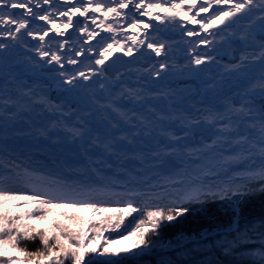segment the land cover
<instances>
[{"label":"bare ground","instance_id":"bare-ground-1","mask_svg":"<svg viewBox=\"0 0 264 264\" xmlns=\"http://www.w3.org/2000/svg\"><path fill=\"white\" fill-rule=\"evenodd\" d=\"M148 2L161 3L162 8L170 7L163 0H145ZM200 2L197 0V5ZM77 3L78 0H50L49 4H44L40 0L41 7L36 8L33 0L30 5L33 11L42 15L46 11L51 13L49 19L64 35H58L51 23L39 19L32 22L31 17L25 18L30 21L28 28L37 29L35 38L21 35L24 29L15 34L18 39L0 35V43L9 46L0 50V166L11 164L15 167L18 164L21 171L29 168L69 177L59 167H33L25 159L8 157L11 152L24 153L26 147H36L53 154L56 161L73 157L74 165L80 169L87 167L95 174L96 180L106 175L118 183H125L128 181L125 174L134 170H139L146 178L156 177L164 181L175 169L186 170L193 165L212 174L217 165L224 164L238 147L249 149L255 146L253 156L259 158L260 143L264 140V90L257 85L264 69L251 55L253 52L258 54L261 43H264L258 10L251 20L238 13L235 18L226 19L224 24H213L207 31L199 24L185 20L183 15L169 23L163 19L166 14L159 8L149 11L153 17L160 15L162 20L138 16L150 26L145 28L142 23L137 31L127 27L124 17L113 19L111 14L104 17L102 12H89L82 16L80 28L86 23L87 31H95L98 35L88 39L87 31L64 28L68 18L58 15L59 10ZM187 7L185 5V9ZM219 7L227 9L229 5ZM213 10L201 13L200 17H207ZM11 11L23 13L26 9ZM122 11L130 13L132 9ZM195 11L193 9L189 15ZM78 16L80 13L76 12L72 20ZM93 16L99 17L96 24L91 23L90 17ZM101 20L105 26L112 24L116 31L108 32L98 27ZM14 27L0 24V29ZM185 29L195 30L199 36H188ZM44 31L51 32L55 38L45 37L41 42L39 34ZM110 37L119 41L123 50ZM132 37L136 38V43L132 42ZM143 38L144 45L140 43ZM201 38L211 43L198 44ZM65 40L68 43L57 52L61 55L63 68L55 61L48 63L50 56L41 58L36 51L41 43L44 44L41 50L50 47L51 51H57L56 42ZM150 42L157 47L164 45L160 55L147 48ZM108 43L113 45L108 56H118L132 48V52L139 51L143 57L127 55L123 69L111 75H100L103 65H95L94 58H98L97 47H106ZM80 48L84 52L75 55ZM89 48H92L91 52ZM197 53L204 57L201 65L193 62ZM65 56L77 63L69 64ZM242 56L247 59L241 61ZM161 63L166 67L161 69ZM46 66L51 71L42 72ZM90 69H94L95 74ZM77 70L84 71L89 79L84 80ZM156 72L160 75L156 76ZM73 75L76 80L67 83ZM110 81L115 82V88L110 86ZM100 83L105 84L104 89L100 88ZM53 88L57 100L50 96L49 90ZM128 88L145 97L139 101L120 99L116 103L115 106L132 117L130 121L122 120L108 107L119 92ZM65 89L74 91L69 93ZM62 112L68 115L62 116ZM209 112L223 117V120L209 123L206 120ZM229 118L233 131L221 132ZM53 123L56 128L51 127ZM113 124L117 126L113 127ZM45 129L50 130L41 135ZM68 129H80L81 135L74 136ZM168 133L179 140L171 139L166 135ZM237 140H243V143L238 146ZM112 141H115L113 149L105 151L103 145ZM166 144L175 147L171 155L165 154L169 151ZM78 178L77 175L73 179Z\"/></svg>","mask_w":264,"mask_h":264},{"label":"snow or ice","instance_id":"snow-or-ice-1","mask_svg":"<svg viewBox=\"0 0 264 264\" xmlns=\"http://www.w3.org/2000/svg\"><path fill=\"white\" fill-rule=\"evenodd\" d=\"M93 2L94 0H86V2L85 0H78L76 5L59 10V16L68 18L63 27L68 28L73 24L72 16L76 12H79L81 16L89 12H102L104 17H108L110 14L113 19L124 17L127 20V27L137 31L142 23L145 28L150 26L148 23L139 20L138 16L151 17L157 21L162 20L160 15L153 17L149 11V9L159 8L162 13L166 14L163 19L168 20L169 23L183 15L185 20L190 21L192 24H199L202 30L207 31L213 24L217 22L224 24L226 19L235 18L238 13L251 20L252 17L256 16L258 10L260 13L258 19L261 22L260 31L264 34V0H258V2L257 0H201L199 5H197V0H179V2L163 0L164 3L170 4L168 8H162L161 3H145V0H95L94 7ZM43 3L49 4L50 0H43ZM32 4L33 0H0V24L15 26L14 29H0V35L18 39L15 34L21 33V29H24L21 35L35 38V35L38 34L37 29L35 27L28 28L30 21L25 17H31L32 22L37 19L47 21L52 24V28L56 29L58 35H64L59 31L56 23L49 19L51 13L46 11L42 15L40 12L33 11L30 7ZM185 5H188L187 9H185ZM220 5H229V7L225 9L219 7ZM214 6L217 7L214 8ZM34 7H41L40 0H35ZM15 8H24L26 12L16 13L11 11ZM129 8L132 9L130 13L122 11ZM193 9H196L195 13L189 15L193 12ZM209 9H214L210 15L200 17L201 13H209ZM197 17H200V19H197ZM90 19L92 24H96L99 17L93 16ZM97 26L108 32L116 31L112 24L105 26L103 20ZM87 29L88 25L85 23L84 27L79 28L78 31L85 32ZM185 32L188 36H199V32L195 30L185 29ZM96 35L98 33L95 31H87L88 39H92ZM46 36H48V32L44 31L43 34H39V40L43 42ZM110 39H113L123 50V45L119 41H115L114 37H110ZM131 39L133 43H136L135 37ZM241 39L244 40L246 37H241ZM56 43L58 45L57 51H51L50 47L47 50H41L44 48L43 43L39 45L36 51L41 58L50 56L48 63L55 61L63 68L61 55H58L57 52L63 49L68 41L65 40L63 43L57 41ZM140 43L143 44L144 41L141 40ZM208 43H211V41L203 38L198 41V44ZM8 47V45L0 43V50ZM112 48L111 43H108L106 47H97L98 58H94L95 65H104L108 55H111L110 50ZM147 48L152 49L158 56L164 45L160 44L157 47L150 42L147 44ZM88 51L91 52L92 48H89ZM82 52H84V49L80 48L75 52V55L78 56ZM106 53L107 55H105ZM131 53L132 48H128L125 54L130 55ZM251 55L254 59L260 61L261 68L264 69V43H261L258 54L253 52ZM64 58L69 64L77 63L75 59L68 56ZM245 59H247L246 56L241 57V61ZM193 62L196 65H201L204 63V57L197 53ZM239 66L236 65L235 67ZM159 67L163 69L166 64L161 63ZM90 70L95 74L94 69ZM77 73L84 80L89 79L84 71L77 70ZM103 74L102 70L100 75ZM60 75L63 76L64 73L61 72ZM155 75L159 76L160 73L156 72ZM118 79L119 77H117ZM75 80L76 75H73L67 80V83L72 84ZM109 84L112 88L116 86L114 81H110ZM257 86L264 90V75L260 77ZM100 88L104 89L105 84L100 83ZM65 91L71 93L74 89H65ZM120 99L139 101L145 99V97L141 96L138 91L128 88L119 92L114 97L113 103L108 105L113 112L120 115L122 120L130 121L132 117L127 116V113L122 112L119 107L115 106ZM4 103L9 102L4 101ZM61 115L68 114L62 112ZM134 115L135 112H133ZM218 119L223 120V117L211 112L206 117V120L213 124ZM230 121L231 118H229V123L221 129V132L231 133L233 131ZM80 122L83 123V121ZM56 126V123H53L51 127L56 128ZM116 126V124H113V127ZM49 130L45 129L41 135H45ZM68 131H71L74 136L81 135L80 129H68ZM262 131H264V126H262ZM166 135L173 140H179L178 137L172 136L170 133ZM236 143L239 146L243 143V140H237ZM114 144L115 141H112L104 144L103 148L105 151H111ZM165 148L169 149L165 152L166 155H171L175 151V147L172 145L166 144ZM253 148L239 149L238 147L228 157L225 164L239 165L245 160H251L252 164L255 165ZM259 153V166L249 169L247 175L249 179L264 181V140L260 143ZM79 176L84 178L73 179L29 168H24L21 171L18 164L15 167L11 164L0 166V264H23L25 260L27 264H91V262L85 260L86 255L89 253L103 256L105 254L118 255L121 251H128L129 249H114L111 247L113 243H119L121 240L135 237L136 240L132 247L146 244L147 234L155 232L162 221L167 220L170 222L176 216L188 210L180 205L201 202L209 196L227 197L238 191V189L233 190L230 187H223L214 192L211 187L205 188L200 176L186 171L177 173L176 177L178 178L169 176L164 184H151L147 187V190L129 187L130 181L117 184L114 180L98 179L89 182L86 179V173L81 172ZM97 176H100L99 172H97ZM169 185L172 186L171 191ZM117 188L121 190L117 191ZM137 198L141 203L138 204ZM148 201L159 203L149 204ZM163 201H168V203L164 204ZM106 204H124L125 206H103ZM137 212L142 213L146 218L135 221V227L131 231L127 234L122 233L116 240L105 236L107 232H119L125 223L124 218ZM85 213H91V215H85ZM41 221H48V225L43 229L36 226ZM36 239H39L42 250L29 251L21 247L22 241H35ZM101 240H103V244L100 243ZM251 256L253 264H264V247L254 250ZM108 264H111V262H108Z\"/></svg>","mask_w":264,"mask_h":264},{"label":"trees","instance_id":"trees-1","mask_svg":"<svg viewBox=\"0 0 264 264\" xmlns=\"http://www.w3.org/2000/svg\"><path fill=\"white\" fill-rule=\"evenodd\" d=\"M240 184L244 196L238 203L231 197H208L199 202L198 210L193 208L195 211L187 210L170 222L162 221L155 232L147 234L146 244L111 264H253L251 253L264 247V181L246 178ZM234 221L238 222L235 228ZM21 247L42 250L39 239L22 241Z\"/></svg>","mask_w":264,"mask_h":264},{"label":"rangeland","instance_id":"rangeland-1","mask_svg":"<svg viewBox=\"0 0 264 264\" xmlns=\"http://www.w3.org/2000/svg\"><path fill=\"white\" fill-rule=\"evenodd\" d=\"M24 153H17V152H11L9 153L10 158H16V159H25L26 162L30 165V166H40V167H44V166H49V167H59L62 168L66 175L71 177V178H75L77 177V175L79 176V173L83 172L86 173V179L89 182L95 181L96 180V176L95 174L89 170L87 167H84L83 169H80L78 167H76L74 165V159L73 157L68 156L66 158L65 161H56L55 157L53 154L41 149V148H36V147H26ZM260 164V159L255 157V165L252 164L251 160H245L243 161L241 164L239 165H232V164H228L226 165L224 164H218L217 165V170L216 172L212 173V174H206L204 173L203 169L199 166V165H193L191 167H189L186 170H182V169H175L174 172L172 173V177L178 178L176 177L177 173H183V172H189V173H194L198 176H200L205 188L211 187L212 190L215 191H219L220 188L223 187H230L233 190H237L235 191V194H230L227 197H221L224 200H229L227 199L228 197H231L230 199H232L234 202L238 203L239 200H241L242 197V184H240V180L242 179H249L248 175H247V171L251 168H253L254 166H259ZM126 179H128L127 182H131L129 183V187H133V188H137L139 190H147V187L150 186L151 184H164L165 181L162 180L161 178H146L142 172H140L139 170L137 171H133L131 172H127L125 174ZM80 179L84 178V177H80ZM101 179H104L106 181H110L113 179H110L108 176L104 175L101 177ZM115 181V180H114ZM117 182V181H116ZM125 182V183H127ZM117 184H120L117 182ZM117 191L121 190L120 188L116 189ZM169 190H172V186L169 185ZM241 196V197H240ZM244 196V195H243ZM212 197V196H209ZM239 198V199H238ZM138 199V204L141 203V201ZM223 200V202H224ZM168 201H164V203H167ZM222 202V201H221ZM147 203L149 204H154V203H159V202H155V201H148ZM187 203L180 205L181 207L186 206ZM197 205V206H196ZM201 204H199V202H196V204H193L187 207L188 210H192L195 211V209L193 208H197V210L200 208ZM105 207H124V204H106L103 205ZM134 206H138V205H134ZM147 210V209H146ZM151 210V209H150ZM201 211V210H200ZM235 212V216L238 215V212L236 211V209H234ZM85 215H91V213H85ZM146 217L140 213H133L131 216H126L125 219V223L124 225L127 227H129L126 230L122 231V228L119 230V232L117 231H111V232H107L105 233L106 237H111L113 240H116L118 236H120L121 233L123 234H127V232L131 231L134 227H135V221L139 220V219H145ZM132 220V224L131 226L129 225L130 221ZM164 222H169L167 220H164ZM48 225V221H41L39 222V224H37L36 226L39 227L40 229H43L44 227H46ZM99 226V225H97ZM238 226V222L234 221L233 223V228ZM136 240L135 237H132L130 239L127 240H121L119 243H113L111 245L112 248L114 249H129L128 251H121L118 255H108L105 254L103 256L97 255V254H92L89 253L88 255H86L85 260L88 262L92 263H105V262H117L120 260H124L126 259L128 256H131L134 250V247H132V244L134 243V241ZM101 244H103V240H101L100 242ZM102 251V249H100ZM23 264H27V261H23Z\"/></svg>","mask_w":264,"mask_h":264},{"label":"water","instance_id":"water-1","mask_svg":"<svg viewBox=\"0 0 264 264\" xmlns=\"http://www.w3.org/2000/svg\"><path fill=\"white\" fill-rule=\"evenodd\" d=\"M82 19H83V17L81 15L78 16L75 19V21H73V24L70 26V29L71 30H77L78 28H80ZM77 22H79V23H77ZM47 32H48V36H46V38L53 40L55 38V36L51 32H49V31H47ZM142 40L144 41V43L142 45H144L145 39L143 38ZM130 55L131 56L140 55L143 57V55L139 51H134ZM126 64H127V55L125 54V52H121L118 56H114V57L108 56V58L105 61V64L102 67V70H103L104 74L111 75V73H115V72H118L119 70L123 69L126 66ZM41 71L42 72H48V71H51V68L46 66V67H43L41 69ZM26 81H29V79H26ZM49 93H50L52 100L58 99V95L55 92L54 88L50 89ZM9 160H12V159H9Z\"/></svg>","mask_w":264,"mask_h":264}]
</instances>
